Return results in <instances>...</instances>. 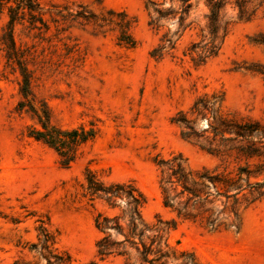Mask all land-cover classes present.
Returning a JSON list of instances; mask_svg holds the SVG:
<instances>
[{
  "label": "rangeland",
  "instance_id": "1",
  "mask_svg": "<svg viewBox=\"0 0 264 264\" xmlns=\"http://www.w3.org/2000/svg\"><path fill=\"white\" fill-rule=\"evenodd\" d=\"M153 1L169 11L158 26L149 24L154 14L147 0H38L44 25L33 28L27 16L14 23V47L30 72L29 102L38 111L45 107L55 127L94 132L75 147L66 167L53 148L29 134L40 126L28 105L18 106L24 100L21 77L17 64L6 58L8 13L2 8L0 264H46L38 241L41 222L54 234L55 248L69 255V264H150L128 243L119 248L123 254L97 255L102 234L94 217L104 208L83 196L86 168L105 183H131L143 195L141 240L148 245L163 228L160 247L169 253L154 264H264V196L241 210L236 227L212 230L199 218H180L162 205L154 162L157 155L180 154L192 170L220 163L218 156L182 139L171 121L202 94H222L224 112L264 126V47L257 43L264 38V4L249 20H239L234 0H228L220 14L221 26L228 23L221 47L195 66L185 52L201 38L208 0H189L181 25V1ZM120 14L133 46L118 40ZM165 34L174 47L156 59L150 52ZM206 126L199 118L194 128ZM170 220L176 224L169 229L160 222ZM110 234L113 241L123 239L114 230Z\"/></svg>",
  "mask_w": 264,
  "mask_h": 264
},
{
  "label": "trees",
  "instance_id": "2",
  "mask_svg": "<svg viewBox=\"0 0 264 264\" xmlns=\"http://www.w3.org/2000/svg\"><path fill=\"white\" fill-rule=\"evenodd\" d=\"M179 1L182 4L178 19L181 25L190 4L189 0ZM227 2L228 0L207 1L208 12L205 16V27L201 29V38L199 41L191 42L185 52L195 66L202 65L217 55L227 33L228 23L221 26L220 15ZM252 3L254 6L251 9ZM263 4L264 0H234L237 18L249 20ZM146 5H149L154 14L149 21L150 25L158 26V21L169 14L168 9L163 11L153 0H147ZM3 7H6L8 13L5 34L9 44L6 58L11 63L17 64L21 77L20 94L24 100L19 102L18 106L28 105L40 126L39 129H32L29 134L53 148L59 155L61 164L66 167L73 160L75 147L91 138L94 132L82 128L55 127L50 123L45 107L42 106V109L38 111L29 102L32 95L30 72L14 47L12 28L14 23L22 20L24 16H27L33 28L37 23L44 25L40 6L38 0H0V12ZM118 25L120 27L119 42L133 46L135 41L129 33V24L124 20L123 14H120ZM186 27L189 25H185L184 28ZM257 43L264 47V38L259 39ZM173 47L174 42L165 34L161 44L153 48L150 55L159 59L163 51ZM260 73L263 72L260 71ZM222 102V94H202L194 99L188 110L178 111L171 119L180 127L182 139L193 141L201 149L218 156L220 159L218 165L212 169L192 170L187 167L180 154L169 158L157 155L154 160L159 169L158 185L162 205L170 208L180 218H199L212 230L226 225L236 227V222L240 221L241 210L264 196V126L256 120L237 118L234 114L224 112ZM199 118H205L207 126L196 131L194 125ZM68 145L72 148H68ZM241 160H243L242 164ZM231 163L234 166L229 168ZM252 177H262V180L251 181ZM84 180L83 196L87 197L91 204L98 201L104 208L97 211L94 217L95 228L102 234L95 243L97 255L104 258L114 253L123 254L119 248L123 243H128L135 247L140 260L144 263L154 264L168 257L169 253L160 247L163 236L160 233L164 230L163 228H157V234L151 238L148 245L141 240L143 229L138 228V224L141 223V207L145 199L134 185L123 182L105 183L87 168L84 170ZM220 206L221 208H218ZM115 209H118L119 213L114 215L108 213ZM215 211L217 214H214ZM220 213L222 216L219 215ZM160 222L166 229L173 228L176 224L174 220ZM37 230L40 249L45 250V263L69 264V255L55 248L54 234L42 222ZM112 230L120 234L123 239L111 240ZM138 243L141 248L138 247ZM36 246L32 244L31 248L35 249Z\"/></svg>",
  "mask_w": 264,
  "mask_h": 264
}]
</instances>
